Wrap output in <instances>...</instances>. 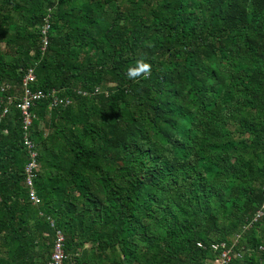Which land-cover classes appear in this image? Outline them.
Listing matches in <instances>:
<instances>
[{
	"label": "trees",
	"instance_id": "obj_1",
	"mask_svg": "<svg viewBox=\"0 0 264 264\" xmlns=\"http://www.w3.org/2000/svg\"><path fill=\"white\" fill-rule=\"evenodd\" d=\"M32 65L73 102L33 108L37 207L19 111L0 122V264H48L46 216L70 264H209L261 207L264 0H0V83ZM238 245L264 246V216Z\"/></svg>",
	"mask_w": 264,
	"mask_h": 264
},
{
	"label": "built area",
	"instance_id": "obj_2",
	"mask_svg": "<svg viewBox=\"0 0 264 264\" xmlns=\"http://www.w3.org/2000/svg\"><path fill=\"white\" fill-rule=\"evenodd\" d=\"M51 19L52 8H49L44 23L40 27V43L43 53L46 52L50 41ZM36 80L35 65H32L24 71L23 78L18 86L12 83H0V122L10 114L13 106L19 111L23 135L22 144L28 158L24 169V185L28 188L30 202L38 206L42 203V198L38 194L35 184L39 176L40 163L38 149L31 135V128L36 119L33 108L44 98H49L50 108L66 107L72 104L73 99L70 96L59 95L56 89L45 92L43 89L34 88ZM81 93L87 94L86 91ZM262 190L263 202L261 207L256 211L252 221L245 229L264 216V185ZM40 214L45 215L43 212H40ZM47 218L51 227L55 228L54 219L50 216H47ZM55 230L53 250L48 264H69L68 253L65 249V234L60 229ZM199 245L201 246L202 244L199 243ZM260 248L264 250V246H260ZM212 250L215 253V257L208 261L209 264H229L233 259L234 247L225 241L212 244Z\"/></svg>",
	"mask_w": 264,
	"mask_h": 264
},
{
	"label": "crops",
	"instance_id": "obj_3",
	"mask_svg": "<svg viewBox=\"0 0 264 264\" xmlns=\"http://www.w3.org/2000/svg\"><path fill=\"white\" fill-rule=\"evenodd\" d=\"M33 206H35V205H33ZM40 212H43V211H40ZM43 213H45V212H43ZM42 216H46V215H42ZM47 220H48V218H47ZM251 221H252V219H251ZM248 224H246L243 227V231L249 229V227L247 229H245V227ZM53 229H54L53 235L52 234H48L51 237V239H52V250H53V241H54V237H55L54 235H55V231H56L55 229H58V228L55 227ZM243 231H242V233H243ZM242 233H236L233 236V238H232V242H231L230 245H232L234 247V255H233L232 261L229 264H264V250L261 249L260 246H259L258 249H253L251 247H244V246H239L238 245V243H239V241L241 239V234ZM65 238H66V236H65ZM261 246H263V245H261ZM68 257H69V254H68ZM69 264H70V262H69Z\"/></svg>",
	"mask_w": 264,
	"mask_h": 264
},
{
	"label": "clouds",
	"instance_id": "obj_4",
	"mask_svg": "<svg viewBox=\"0 0 264 264\" xmlns=\"http://www.w3.org/2000/svg\"><path fill=\"white\" fill-rule=\"evenodd\" d=\"M149 64L143 60H138L135 64L129 68L128 76L130 78H137L141 76V74L147 75L149 72Z\"/></svg>",
	"mask_w": 264,
	"mask_h": 264
},
{
	"label": "rangeland",
	"instance_id": "obj_5",
	"mask_svg": "<svg viewBox=\"0 0 264 264\" xmlns=\"http://www.w3.org/2000/svg\"><path fill=\"white\" fill-rule=\"evenodd\" d=\"M51 217V216H50Z\"/></svg>",
	"mask_w": 264,
	"mask_h": 264
}]
</instances>
